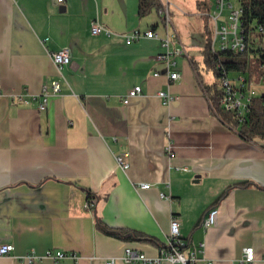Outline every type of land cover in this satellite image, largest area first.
Here are the masks:
<instances>
[{
    "label": "crops",
    "instance_id": "0c3cea01",
    "mask_svg": "<svg viewBox=\"0 0 264 264\" xmlns=\"http://www.w3.org/2000/svg\"><path fill=\"white\" fill-rule=\"evenodd\" d=\"M136 1L0 0V245L14 244L0 264H53L45 257L53 249L78 253L79 264H130L120 258L127 246L160 255L173 217L195 264H245L247 246L255 249L251 264H264V138L245 139L212 106L204 28L202 43L184 17L172 18V46L186 49L176 81L157 59L161 39L126 41L136 28L167 34L160 11L141 17ZM93 20L114 34L94 35ZM63 47L72 58L59 71L49 51ZM53 80L61 90L40 109L33 97ZM136 85L140 94L125 102ZM160 90L173 100L165 103ZM116 153L127 154L128 168ZM213 206L216 223L205 227ZM97 217L154 240L110 234ZM31 251L43 257L24 261Z\"/></svg>",
    "mask_w": 264,
    "mask_h": 264
},
{
    "label": "built area",
    "instance_id": "2783aa9c",
    "mask_svg": "<svg viewBox=\"0 0 264 264\" xmlns=\"http://www.w3.org/2000/svg\"><path fill=\"white\" fill-rule=\"evenodd\" d=\"M65 1V0H58ZM217 7L219 8V12L212 15V29H213V49L214 50H225L228 48H232L235 51H242L246 48L245 36L243 34L242 22H241V14L242 8L240 5L237 7L234 6L232 0H217ZM232 8L229 15V25L223 23L222 25L219 23L220 16L223 14L226 6ZM162 18L167 26V34L166 36H161L160 33L157 32L156 29L149 28L145 31H142L140 28H136L131 32L125 34L126 41L128 43L139 40L142 37L147 38H157L163 41L164 46L166 47L165 52L159 53L157 55V59L166 62L167 71L165 75L168 77L170 81H176L181 77V73L177 68L178 61L177 56L185 54L186 49L182 44L179 47H173L172 43L178 35L171 37L168 29L171 28L173 24L172 16L170 13V6L163 4L162 9L160 10ZM259 30L264 31V26H259ZM91 32L94 35L106 34L113 35L114 32L102 24L99 20H93L91 24ZM48 38L44 39L45 42ZM217 41H219V46H217ZM51 58L56 64L59 71L62 70L63 67L68 65L71 62L72 54L71 49L69 47H63L59 50L49 51ZM263 73L261 76V81H264V63L262 65ZM155 75H161V72L156 71ZM222 106L229 111L234 112L235 116L241 121H245L247 114L249 113L252 99L256 96L260 98H264L262 92L260 94L257 93V89L252 87V84L249 82V79L244 75H239L238 77H231L229 73L224 72L222 76ZM61 90V82L59 80H53L51 83V91L47 90V87L44 88V91L40 94V96H34V99L41 98L38 106L40 109H44L47 106L48 99L50 93H57ZM142 87L140 85H136L129 94L124 98L125 102H129V100L138 94H140ZM2 92L0 85V94ZM158 95L164 98V102L168 103L173 100V97L169 91L160 90L158 91ZM20 98L22 95L20 94ZM125 155L116 153V160L118 164L123 168L129 167V162L125 160ZM141 187L148 188L151 186L150 183H141ZM162 196L166 197L165 193H161ZM95 204V199L93 196H89L86 201L87 207H93ZM218 213V207L213 206L209 209L206 216L203 219V225L205 227H210L216 223ZM180 221L173 217L171 221V233L167 238L166 245L161 248L160 255L152 257L148 256L142 251L135 249L131 246H127L124 250V254L120 257L124 262L130 264H160L162 260H168L172 262V264H176L177 262H182L183 264H195L199 259L196 251L185 252L183 247L186 242L183 237L180 235ZM14 250L13 243H4L0 245V256L8 255ZM43 256L38 255L34 251H31L21 257L24 261L28 263H33L34 261L41 259ZM45 257H49L52 259L53 264H63V260L67 257H72L75 260L76 264H79V255L74 251H67L63 249H53L49 250ZM255 249L253 246H247L244 249V255L242 257V261L245 264H251L255 260ZM105 264H116V258L107 259Z\"/></svg>",
    "mask_w": 264,
    "mask_h": 264
},
{
    "label": "trees",
    "instance_id": "16d2710c",
    "mask_svg": "<svg viewBox=\"0 0 264 264\" xmlns=\"http://www.w3.org/2000/svg\"><path fill=\"white\" fill-rule=\"evenodd\" d=\"M242 8L241 22L245 36L246 48L235 51L232 48L225 50L213 49V30L209 22L204 24L205 37V65L208 71H213L217 76H223L224 72L237 71L251 76L254 73H263L264 63V31L259 26H264V0H240ZM163 7L162 0H139L138 12L141 17L152 12L160 11ZM164 20V19H163ZM251 55L255 56L253 62ZM243 75V74H239ZM212 106L218 114L232 127L238 129L242 137L248 140L264 138V98L256 96L252 99L251 107L245 121L241 122L234 112L226 110L222 106V89L217 83L206 87ZM264 96V92H262ZM251 182H245L248 185ZM237 186V185H235ZM91 196V195H89ZM222 195L217 202H219ZM97 225L106 232L120 236L124 239L154 240L153 237L141 231L129 228H114L106 225L100 217H97Z\"/></svg>",
    "mask_w": 264,
    "mask_h": 264
},
{
    "label": "rangeland",
    "instance_id": "374dc122",
    "mask_svg": "<svg viewBox=\"0 0 264 264\" xmlns=\"http://www.w3.org/2000/svg\"><path fill=\"white\" fill-rule=\"evenodd\" d=\"M169 2L170 13L174 21H178V16L184 17V29L190 32H194V40H199L204 43L203 39V28L204 23L209 22L212 28V15L219 12L217 7V0H165ZM235 7L239 5V0H232ZM136 7H138V1H136ZM232 8L228 5L226 6L223 14L220 16L219 23L229 25V15ZM154 13V12H153ZM156 13V12H155ZM213 30V29H212ZM186 40H191L189 35H185ZM217 46H219V41H217ZM252 57L253 62H255V56ZM203 71V69L201 68ZM208 78H211L219 86L222 85V76H217L213 71H205ZM230 76L234 77L238 74L237 71H230ZM254 84L252 87H256L257 93L260 94L264 91V81H261V76L259 73H254L251 76ZM261 91V92H260Z\"/></svg>",
    "mask_w": 264,
    "mask_h": 264
}]
</instances>
